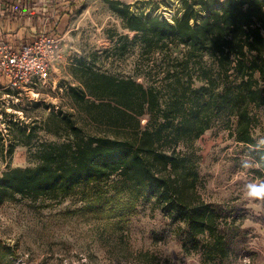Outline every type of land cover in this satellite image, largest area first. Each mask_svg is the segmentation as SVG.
Returning <instances> with one entry per match:
<instances>
[{
  "label": "trees",
  "instance_id": "1",
  "mask_svg": "<svg viewBox=\"0 0 264 264\" xmlns=\"http://www.w3.org/2000/svg\"><path fill=\"white\" fill-rule=\"evenodd\" d=\"M105 1L135 33L131 42L140 53L161 62L160 80L145 85L75 66L78 85L70 97L92 129L85 132L61 111H52L42 126L10 122L7 135L11 125L17 134L6 146L0 131V158L23 145L34 165L7 166L0 205L17 196L61 201L81 186L112 179L136 201L152 200L181 223L197 249L201 237L215 236L220 215L199 195L195 141L222 123L247 147L253 173L264 180V138L259 143L253 134L257 113L264 121V0H180L181 13L171 21L136 14L120 0ZM39 129L57 140L39 139ZM225 247L218 235L208 244L210 253L221 255Z\"/></svg>",
  "mask_w": 264,
  "mask_h": 264
},
{
  "label": "rangeland",
  "instance_id": "2",
  "mask_svg": "<svg viewBox=\"0 0 264 264\" xmlns=\"http://www.w3.org/2000/svg\"><path fill=\"white\" fill-rule=\"evenodd\" d=\"M120 1L136 14L169 21L181 13L180 0ZM60 9L61 15L66 14L63 21L35 36L46 32L55 37L57 49L46 85L16 98L7 95L0 73V131L6 146L17 134L11 125L13 131L7 135L9 124L42 126L52 111L72 114L85 132L92 129L70 97L71 88L78 85L75 66L115 78H137L144 84L162 76L161 62L140 53L138 44L131 42L135 33L124 28L105 0H67ZM45 20L51 24V18ZM32 41L18 39L17 45ZM253 134L257 142H263L264 121L259 113ZM38 135L42 140H57L40 129ZM32 143L36 144L35 139ZM194 149L199 156V195L220 215L215 236L201 237L197 249L187 242L181 223H173L152 200L136 201L110 179L81 186L61 201L19 196L4 201L0 205V264H264V193L249 194L264 187V180L253 173L256 165L247 156V147L218 123L195 141ZM32 165L28 148L18 145L10 158H0V176L7 166ZM217 235L225 242L226 254L209 251L208 244Z\"/></svg>",
  "mask_w": 264,
  "mask_h": 264
},
{
  "label": "built area",
  "instance_id": "3",
  "mask_svg": "<svg viewBox=\"0 0 264 264\" xmlns=\"http://www.w3.org/2000/svg\"><path fill=\"white\" fill-rule=\"evenodd\" d=\"M56 49L55 37L46 32L27 45L15 47L0 41V73L6 88L21 96L46 85Z\"/></svg>",
  "mask_w": 264,
  "mask_h": 264
},
{
  "label": "crops",
  "instance_id": "4",
  "mask_svg": "<svg viewBox=\"0 0 264 264\" xmlns=\"http://www.w3.org/2000/svg\"><path fill=\"white\" fill-rule=\"evenodd\" d=\"M65 1L67 0H0V41L13 46L21 45H17L20 43L18 39L23 41L28 38L32 41L37 31H45L58 24V21H63L66 14L61 15L60 6H63ZM78 2L79 0H74V3ZM48 17L51 18L50 25L45 20ZM42 22H45L44 25Z\"/></svg>",
  "mask_w": 264,
  "mask_h": 264
},
{
  "label": "clouds",
  "instance_id": "5",
  "mask_svg": "<svg viewBox=\"0 0 264 264\" xmlns=\"http://www.w3.org/2000/svg\"><path fill=\"white\" fill-rule=\"evenodd\" d=\"M260 193H264V187L259 188V189H253L249 194L255 196Z\"/></svg>",
  "mask_w": 264,
  "mask_h": 264
}]
</instances>
